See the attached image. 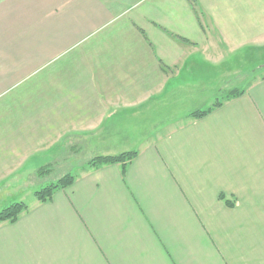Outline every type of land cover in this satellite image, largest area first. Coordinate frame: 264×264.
I'll return each instance as SVG.
<instances>
[{
  "label": "crops",
  "instance_id": "1",
  "mask_svg": "<svg viewBox=\"0 0 264 264\" xmlns=\"http://www.w3.org/2000/svg\"><path fill=\"white\" fill-rule=\"evenodd\" d=\"M263 51L264 0H0V210L29 206L0 222V264H264V77L47 201L34 182L69 136Z\"/></svg>",
  "mask_w": 264,
  "mask_h": 264
},
{
  "label": "rangeland",
  "instance_id": "2",
  "mask_svg": "<svg viewBox=\"0 0 264 264\" xmlns=\"http://www.w3.org/2000/svg\"><path fill=\"white\" fill-rule=\"evenodd\" d=\"M237 65L240 66H237L239 70L232 73L224 79L223 83L216 86H205L200 83L202 75L197 73L188 74L186 76L188 78L187 82H189V86L191 87L187 88L185 87L187 86L185 85L186 83H183V86L175 90L171 95L169 94L161 100L148 104L140 112L128 118L117 120V128L111 137H106L107 133L101 131L93 139L89 135H86L87 142H81L78 135L69 136L62 142L60 150L58 149L57 151L58 160L53 162L43 174L38 170L35 173L34 182L36 185L44 181L48 184H54L64 176L78 173L81 165L84 169L91 167L88 166V162L95 156L118 155L131 151V149H121V144L126 143V145L132 144L134 146L142 138L148 136L155 127L165 123L174 124L180 115L195 106L199 108H195L192 111L212 108L217 103L222 104L228 100V93L238 90L244 91L248 84L264 77V51L262 53L259 52L257 56L245 55L240 64L237 63ZM205 76L208 75L205 74ZM205 80L203 82H207ZM207 100H209V103L205 104ZM182 121L184 122V119L177 121L176 124H180ZM45 185L47 186V184Z\"/></svg>",
  "mask_w": 264,
  "mask_h": 264
},
{
  "label": "trees",
  "instance_id": "3",
  "mask_svg": "<svg viewBox=\"0 0 264 264\" xmlns=\"http://www.w3.org/2000/svg\"><path fill=\"white\" fill-rule=\"evenodd\" d=\"M244 93V91H233L231 93H228L227 98L231 99L233 97H236L240 94ZM221 103H217L216 106H220ZM215 107H210L207 109H197L194 110L190 113V116L192 118H200L205 116L207 113H209L210 111H212ZM137 154V151H128V152H123L120 153L118 155H99V156H95L93 157L89 162H88V166L91 167H98L100 165L103 164H107V163H122V164H126L128 161L132 160ZM49 167H41L39 169L40 173L43 174V172L45 170H47ZM74 181V175L69 174L67 176L62 177L61 179H59L56 183L54 184H49L37 191H35V197L37 200L39 201H47L49 199L52 198L53 194L55 193L56 190L60 189V188H65L67 186H69L70 184H72ZM29 208L28 204L20 201V202H15L12 203L11 205L7 206L6 208H4L3 210L0 211V222L2 221H10V222H14L18 219V217L21 215L22 212H24L25 210H27Z\"/></svg>",
  "mask_w": 264,
  "mask_h": 264
}]
</instances>
